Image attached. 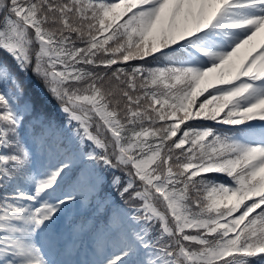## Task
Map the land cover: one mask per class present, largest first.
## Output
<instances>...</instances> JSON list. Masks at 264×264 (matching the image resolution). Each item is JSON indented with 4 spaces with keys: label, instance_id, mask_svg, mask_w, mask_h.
Returning <instances> with one entry per match:
<instances>
[{
    "label": "snow or ice",
    "instance_id": "snow-or-ice-1",
    "mask_svg": "<svg viewBox=\"0 0 264 264\" xmlns=\"http://www.w3.org/2000/svg\"><path fill=\"white\" fill-rule=\"evenodd\" d=\"M0 264H264V0H0Z\"/></svg>",
    "mask_w": 264,
    "mask_h": 264
},
{
    "label": "trees",
    "instance_id": "trees-1",
    "mask_svg": "<svg viewBox=\"0 0 264 264\" xmlns=\"http://www.w3.org/2000/svg\"><path fill=\"white\" fill-rule=\"evenodd\" d=\"M129 64H142L145 63V61H129ZM125 67H127V65H124ZM203 97H201L202 99ZM50 99V98H49ZM56 105V102L54 100H50V104L48 105L49 108H54ZM201 123H207V124H214V122H204L202 121ZM216 127H221L220 125H214Z\"/></svg>",
    "mask_w": 264,
    "mask_h": 264
}]
</instances>
